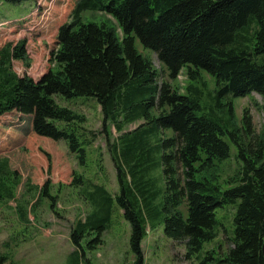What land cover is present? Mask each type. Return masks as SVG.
<instances>
[{
  "label": "trees",
  "instance_id": "trees-1",
  "mask_svg": "<svg viewBox=\"0 0 264 264\" xmlns=\"http://www.w3.org/2000/svg\"><path fill=\"white\" fill-rule=\"evenodd\" d=\"M48 32L55 35L54 47L39 79L28 73L26 39L0 47V117L12 115L0 121V203L16 201L30 174L41 182L24 183L26 191L38 190L31 210L48 197L56 211L50 179L54 144L65 140L79 166L87 160L80 134L86 117L56 98L94 97L105 132L109 135L110 122L119 133L108 146L119 182L115 200L131 227L134 260L128 264H145L142 242L149 228L184 242L186 260L264 264V124L257 129L249 107L238 118L230 99L254 93L264 98V0H76L70 21L56 24L52 18ZM137 41L157 54L162 72L138 50ZM15 62L23 63L22 75ZM163 70L171 82L162 80ZM203 70L215 79L205 101L209 82ZM232 145L238 168L223 178ZM24 146L12 167L2 153ZM85 181L74 171L72 181L59 188H79ZM90 186L103 201L113 199L100 185ZM226 206L234 209L232 233L223 230L230 246L203 256L205 244L219 237L224 224L218 212ZM90 213L72 234L85 264H92L83 243L86 232L96 235L87 244L94 250L105 230ZM6 260L0 257V264Z\"/></svg>",
  "mask_w": 264,
  "mask_h": 264
},
{
  "label": "rangeland",
  "instance_id": "rangeland-1",
  "mask_svg": "<svg viewBox=\"0 0 264 264\" xmlns=\"http://www.w3.org/2000/svg\"><path fill=\"white\" fill-rule=\"evenodd\" d=\"M75 1L36 0L21 4L0 1V47L5 43L16 44L19 40L26 39L27 50L32 61L28 73L35 79H39L48 68L47 58L54 47L55 35L48 32V23L52 18L56 24L69 22L71 8ZM136 46L144 56L151 57L155 68L162 72L157 54L143 48L139 41ZM14 69L21 75L26 70L22 62H15ZM163 71L162 80L171 82L166 70ZM202 75L209 82L208 88L203 89L205 96L203 101H205L209 100L215 79L204 70ZM186 79L184 72H181L178 77L181 86L186 84ZM56 99L61 105L74 109L86 117V122L80 126L82 127L80 134L83 135L82 147L86 149L87 154L86 164L79 166L76 154L70 151L65 140L54 144L55 166L53 177L50 179L53 185H51V195L57 197L56 211L50 208L51 200L48 197H41L31 210V206L39 199L38 190L27 189L26 191L24 183L29 179L33 184H41V182L30 174L25 175L16 201L0 203V257H6L4 264H73L76 262L85 264L80 250L75 253L77 249L72 241V234L77 230L80 222L86 221L91 212L92 221L96 223L103 221L105 230L101 235V244L94 250L88 249L87 244L96 235L86 232V242L83 243L87 260L92 264L131 263L134 260L130 249L131 227L115 200L119 192V182L108 146V143L117 139L119 133L110 122L106 127L109 135L105 132L102 108L94 97L70 100L57 97ZM230 99L234 100L238 118L243 109L249 107L253 121L257 129H260L264 124V98L254 93L250 97H231ZM228 100L229 98L224 99V101ZM261 107L263 109H260ZM6 119H12V115L0 117V121ZM139 124L140 122L134 123L126 127L124 131H132ZM231 148L230 162L225 163L221 169L223 178L232 176L238 168L234 158L237 148L233 145ZM25 151L24 146L2 155L8 156L12 167H15L18 164V154ZM29 152L28 150L27 153ZM60 170L64 172L59 174ZM74 171L84 175L87 181L79 188L69 186L59 188V184H69L72 181ZM90 183L105 188L113 199L103 201L99 192L93 190ZM230 207L232 206L219 210L218 221L224 226L222 225L217 239L205 244L201 255L204 256L206 250L215 247H220L221 252L229 248L227 233L223 230L226 228L230 234L234 228L233 219H231L234 209ZM105 213L106 217H102ZM142 247L145 264H200L201 262L197 258L186 260L184 242L168 238L161 228L156 230L149 228ZM77 257L80 259L78 260Z\"/></svg>",
  "mask_w": 264,
  "mask_h": 264
},
{
  "label": "bare ground",
  "instance_id": "bare-ground-1",
  "mask_svg": "<svg viewBox=\"0 0 264 264\" xmlns=\"http://www.w3.org/2000/svg\"><path fill=\"white\" fill-rule=\"evenodd\" d=\"M152 137V136H151ZM152 140V139H151ZM52 185V184H51ZM82 185V184H81ZM53 186V185H52ZM96 234V233H95ZM85 242H86V240H85ZM83 259V258H82ZM91 259V258H90Z\"/></svg>",
  "mask_w": 264,
  "mask_h": 264
}]
</instances>
